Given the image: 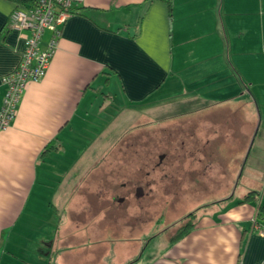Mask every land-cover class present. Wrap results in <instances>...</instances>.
<instances>
[{"label":"crops","instance_id":"crops-1","mask_svg":"<svg viewBox=\"0 0 264 264\" xmlns=\"http://www.w3.org/2000/svg\"><path fill=\"white\" fill-rule=\"evenodd\" d=\"M32 2L0 0V79L24 51L9 16ZM76 8L45 76L27 83L0 131V264H122L129 250L126 264H263L264 235L252 224L264 226V0ZM122 110L146 123L121 134ZM153 122L176 135L172 172L199 179V193L226 195L175 242L165 226L153 230L152 217L149 229H133L141 209L152 211L155 185L167 189L140 162L155 140L135 137ZM123 204L136 218L127 225L115 215ZM122 225L135 247L123 244Z\"/></svg>","mask_w":264,"mask_h":264},{"label":"rangeland","instance_id":"rangeland-1","mask_svg":"<svg viewBox=\"0 0 264 264\" xmlns=\"http://www.w3.org/2000/svg\"><path fill=\"white\" fill-rule=\"evenodd\" d=\"M122 119L120 123L117 125V130L121 134H125L126 130L130 128V126L133 125L135 121L146 123L139 120V114L140 111H138L137 119L131 120L127 118V115L125 114V110H122ZM162 118V116L159 117V119ZM148 126L144 127L142 130V133L136 136L135 138H142L147 137L151 138L153 137L154 147L152 150V154L149 156H142L141 165L146 166L147 170L153 175L154 180H156L159 183H164V187L166 186V192H162L160 194V191H157L156 189L160 186L159 184L155 185V194L154 197V203L152 207V211L145 212L144 209H141V214H138L139 219L138 225L136 224L133 226V229L137 232L138 230H146L149 229V219L154 221V226L152 227L153 230L161 229L163 226L168 228L170 231L169 234L173 235L176 232V229L178 228V222L187 214L190 212L196 210L199 208V206L208 205L216 200H220L222 197L226 196L225 193H207L205 191L200 192V190H195V184L199 179L191 178V179H181L178 177V174L175 172H172L173 169L176 168L178 165L177 161V140L176 135H172L174 133H169L167 135V131L160 130L161 128L166 129V123H147ZM129 126V127H128ZM160 128V129H159ZM132 131V130H131ZM169 132V131H168ZM133 133V131H132ZM142 148L139 147V150ZM146 149H150L149 145L146 147ZM174 166V167H173ZM171 171V172H170ZM161 173L164 175V177H169L166 179L160 177ZM170 173V174H169ZM167 174V175H166ZM156 182V183H157ZM161 187V186H160ZM199 189V188H198ZM202 189V188H201ZM163 198L165 201L166 198H170V204H163L159 201V199ZM259 196H262V191L260 192ZM131 205V204H130ZM129 204H123L122 205V211L117 210L116 217H120L123 221V223L128 224V221L134 214H131L129 209ZM132 220H135L136 218H131ZM148 220V222L146 221ZM146 221V222H145ZM123 226V238L129 237L130 233H135L134 231H127L125 229V225ZM168 226V227H167ZM127 233V234H126ZM126 234V235H125ZM135 238V236H131L128 239H126L128 242H123V244H131L135 247L134 242H130L132 239ZM141 237V236H139ZM124 245L122 246V249L124 250ZM126 249V248H125ZM130 254V255H129ZM139 254V253H138ZM136 253L134 250H129L127 257H122V264H126V262L129 260H133L132 257H134ZM131 258V259H130Z\"/></svg>","mask_w":264,"mask_h":264},{"label":"built area","instance_id":"built-area-1","mask_svg":"<svg viewBox=\"0 0 264 264\" xmlns=\"http://www.w3.org/2000/svg\"><path fill=\"white\" fill-rule=\"evenodd\" d=\"M82 1L33 0L27 10H14L10 14L6 29L21 34L24 51L14 71L0 79V88H5L0 108V131L6 130L13 123L27 83L38 82L45 76L56 52L62 27L72 15V10ZM45 31L50 33V37L42 47ZM252 230L264 235V226H259L255 220Z\"/></svg>","mask_w":264,"mask_h":264},{"label":"trees","instance_id":"trees-1","mask_svg":"<svg viewBox=\"0 0 264 264\" xmlns=\"http://www.w3.org/2000/svg\"><path fill=\"white\" fill-rule=\"evenodd\" d=\"M33 1V0H32ZM74 14H79V9H73L72 10V15ZM255 197V195L253 193L249 194L246 198H251L253 199ZM210 205V204H209ZM209 205H203L200 206L199 208H197L196 210L190 212L189 214H187L186 216H184L179 222H178V228L176 229V232L174 234V236L171 239V242H175L178 241L179 239L185 237L194 227V223L197 217V213L198 211H200L201 209L208 207Z\"/></svg>","mask_w":264,"mask_h":264}]
</instances>
